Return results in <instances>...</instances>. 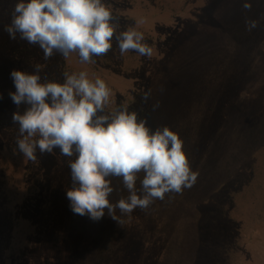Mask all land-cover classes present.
Returning a JSON list of instances; mask_svg holds the SVG:
<instances>
[{
	"label": "rangeland",
	"instance_id": "1",
	"mask_svg": "<svg viewBox=\"0 0 264 264\" xmlns=\"http://www.w3.org/2000/svg\"><path fill=\"white\" fill-rule=\"evenodd\" d=\"M17 2L0 0V264H264V0L251 10L244 0H103L117 29L94 63L77 53L45 60L38 45L10 39ZM248 20L257 27L249 31ZM130 27L150 58L120 54L116 37ZM36 65L42 81L99 76L112 90L109 111L127 103L152 130L178 133L193 186L121 216L122 225L107 212L99 221L74 214L66 192L75 157L37 149L33 161L17 147L12 117L27 105L11 100L10 74ZM112 186V203L128 196L120 179Z\"/></svg>",
	"mask_w": 264,
	"mask_h": 264
},
{
	"label": "clouds",
	"instance_id": "2",
	"mask_svg": "<svg viewBox=\"0 0 264 264\" xmlns=\"http://www.w3.org/2000/svg\"><path fill=\"white\" fill-rule=\"evenodd\" d=\"M242 7L251 10V0H244ZM246 26L251 31L257 21L248 20ZM116 29L113 13L103 0H18L4 30L10 39L19 34L38 45L45 60L54 53L65 59L77 53L81 63H94V56L112 49ZM116 39L121 55L131 50L152 56V48L135 27ZM40 67L36 65L33 73L13 70L10 74L16 89L9 93L11 100L18 107L27 105L22 114L17 111L12 117L19 126L17 147L33 161L37 149L44 154L58 148L61 155L75 157L69 164L72 187L66 192L74 214L99 221L107 212L122 225L121 216L193 186L197 173L178 133L167 126L152 130L147 119H140L127 103L109 111L112 90L99 76L65 72L63 82L42 81ZM150 95V90L145 92L143 100L147 102ZM112 178L120 179L128 192L115 204L110 201Z\"/></svg>",
	"mask_w": 264,
	"mask_h": 264
},
{
	"label": "trees",
	"instance_id": "3",
	"mask_svg": "<svg viewBox=\"0 0 264 264\" xmlns=\"http://www.w3.org/2000/svg\"><path fill=\"white\" fill-rule=\"evenodd\" d=\"M233 66V65H232ZM239 66L240 65H238V64H235L234 65V67H232L233 69L232 70H234L236 73H240V71H239ZM236 80H240V78L237 76V79ZM251 134V133H250ZM247 135V134H246ZM245 136V131H243V130H241L240 131V133L238 134V137H244ZM237 137V143L239 142V140L241 139V138H238ZM240 152L242 153L243 152V149H242V147L240 148Z\"/></svg>",
	"mask_w": 264,
	"mask_h": 264
}]
</instances>
